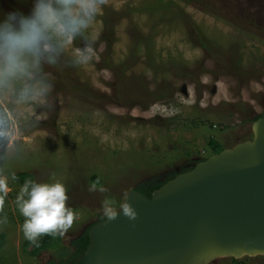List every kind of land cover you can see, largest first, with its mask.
<instances>
[{"label": "rangeland", "instance_id": "1", "mask_svg": "<svg viewBox=\"0 0 264 264\" xmlns=\"http://www.w3.org/2000/svg\"><path fill=\"white\" fill-rule=\"evenodd\" d=\"M9 10L27 6L0 0ZM100 60L49 67L55 77L45 99L19 102L0 93V207L5 243L0 264H43L30 257L13 176L62 182L76 219L61 236L69 246L85 226L117 206L141 179L210 155L251 135L252 110L264 98V0H107L91 29ZM147 45V47H146ZM81 40L73 42L61 62ZM160 89V100L154 92ZM98 175L99 184L92 177ZM264 264V256L249 260ZM212 264H230L215 259Z\"/></svg>", "mask_w": 264, "mask_h": 264}, {"label": "water", "instance_id": "2", "mask_svg": "<svg viewBox=\"0 0 264 264\" xmlns=\"http://www.w3.org/2000/svg\"><path fill=\"white\" fill-rule=\"evenodd\" d=\"M251 131V139L199 160L150 197L130 186L120 203L127 200L136 219L118 215L92 225L75 264H210L264 256V111Z\"/></svg>", "mask_w": 264, "mask_h": 264}, {"label": "clouds", "instance_id": "3", "mask_svg": "<svg viewBox=\"0 0 264 264\" xmlns=\"http://www.w3.org/2000/svg\"><path fill=\"white\" fill-rule=\"evenodd\" d=\"M26 5L5 10L0 7V93L10 94L19 102L48 97L55 77L49 67H79L100 60L103 45L97 47L98 34L91 31L102 15L107 0H18ZM81 40L66 56L69 46ZM6 158H0L4 160ZM7 180L0 179V207L7 195ZM64 183L26 181L18 194L17 205L25 217V239L38 245L44 235H62L76 219L68 206ZM102 207L109 220L118 215L135 220L137 212L126 201L117 208L112 199Z\"/></svg>", "mask_w": 264, "mask_h": 264}, {"label": "trees", "instance_id": "4", "mask_svg": "<svg viewBox=\"0 0 264 264\" xmlns=\"http://www.w3.org/2000/svg\"><path fill=\"white\" fill-rule=\"evenodd\" d=\"M159 92H160L159 88L156 89L154 92L152 91V94H154L155 96L154 100H160L162 98V95H157L159 94ZM209 146H210V155L218 153L224 148L214 139L210 140ZM206 157L207 156H205V158ZM174 176L175 174L170 175L167 180L173 178ZM13 178L22 185L28 180H34L33 174L29 171H19L13 176ZM92 179L96 184H99L100 180L98 175H94ZM161 185L162 183H156L155 179H151L149 182L142 183L140 187L137 186L136 189L139 190L140 192L142 191L143 194L150 197L151 192L157 189L158 187H160ZM89 227L84 232H82L77 238L73 239L69 246L63 244L60 235H44L39 239L38 245L28 241L29 247H27L26 245L24 250L32 258L37 257L42 251L45 250L56 251L55 259H50L43 264H75V260H76L75 258L81 256L84 253V250L89 242V236H88ZM4 243H5V235L4 233L0 232V249L3 247ZM227 261H229L230 264H251L248 258H243V259L230 258Z\"/></svg>", "mask_w": 264, "mask_h": 264}, {"label": "flooded vegetation", "instance_id": "5", "mask_svg": "<svg viewBox=\"0 0 264 264\" xmlns=\"http://www.w3.org/2000/svg\"><path fill=\"white\" fill-rule=\"evenodd\" d=\"M260 105H261V110L259 111V112H257V111H254V110H252L251 112H252V117L251 118H253V119H255L257 116H259L260 114H262V112L264 111V98H263V100L261 101V103H260ZM252 138V133H251V135H249V137L247 136L244 140H249V139H251ZM234 145V144H233ZM231 146V145H230ZM229 146V147H230ZM224 148H226V147H224ZM208 157V156H207ZM202 158H205V157H201V159L200 160H203ZM199 161V160H198ZM197 161H193V160H191V161H188L186 164H181V165H179V166H177V167H175L174 169H172V170H167V171H165V172H163V173H160V174H158L157 176H151V177H148V178H144V179H141L140 180V182H138V184L137 185H135V187H137V186H141V184L142 183H145V182H149L151 179H155V182L156 183H164V182H166L167 181V179L169 178V176L170 175H173V174H178V173H181V172H185V171H187V170H190L193 166H194V164L196 163ZM121 201V200H120ZM120 203V202H119ZM119 203H118V205H119ZM117 205V206H118ZM116 206V207H117ZM106 217H107V215H106V213H100V214H98L97 216H96V218L94 219V223H92V224H89V225H87V226H85V228H84V230L82 231V232H84L89 226L91 227L92 225H94L95 223H97V222H99V221H101V220H104V219H106ZM90 227H89V229H90ZM81 232V233H82ZM80 233V234H81ZM79 234V235H80ZM78 235V236H79ZM77 236V237H78ZM76 237V238H77ZM75 239V238H74ZM73 240V239H72ZM71 240V241H72ZM71 241H70V243H71ZM70 243H69V245H70ZM255 257H252V258H248V260H251V259H254ZM223 259H230V258H223ZM210 264H212V263H210Z\"/></svg>", "mask_w": 264, "mask_h": 264}]
</instances>
